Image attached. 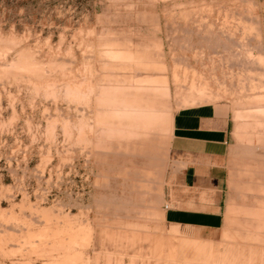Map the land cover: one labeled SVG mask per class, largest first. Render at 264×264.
Segmentation results:
<instances>
[{
  "label": "rangeland",
  "instance_id": "rangeland-1",
  "mask_svg": "<svg viewBox=\"0 0 264 264\" xmlns=\"http://www.w3.org/2000/svg\"><path fill=\"white\" fill-rule=\"evenodd\" d=\"M221 101L225 223L169 225L173 116ZM0 264H264V0H0Z\"/></svg>",
  "mask_w": 264,
  "mask_h": 264
},
{
  "label": "crops",
  "instance_id": "crops-1",
  "mask_svg": "<svg viewBox=\"0 0 264 264\" xmlns=\"http://www.w3.org/2000/svg\"><path fill=\"white\" fill-rule=\"evenodd\" d=\"M235 115L229 101L184 107L174 114L170 151L178 170L168 192L174 205L164 209L169 225L211 232L223 227Z\"/></svg>",
  "mask_w": 264,
  "mask_h": 264
},
{
  "label": "built area",
  "instance_id": "built-area-1",
  "mask_svg": "<svg viewBox=\"0 0 264 264\" xmlns=\"http://www.w3.org/2000/svg\"><path fill=\"white\" fill-rule=\"evenodd\" d=\"M168 208H170V205L169 204H166L165 205V209H168Z\"/></svg>",
  "mask_w": 264,
  "mask_h": 264
},
{
  "label": "bare ground",
  "instance_id": "bare-ground-1",
  "mask_svg": "<svg viewBox=\"0 0 264 264\" xmlns=\"http://www.w3.org/2000/svg\"><path fill=\"white\" fill-rule=\"evenodd\" d=\"M166 87V86H165ZM157 88V87H156ZM165 89V88H164ZM197 101V100H196ZM191 102H193V100L191 101Z\"/></svg>",
  "mask_w": 264,
  "mask_h": 264
}]
</instances>
